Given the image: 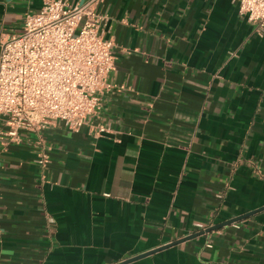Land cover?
<instances>
[{
  "label": "crops",
  "instance_id": "0c3cea01",
  "mask_svg": "<svg viewBox=\"0 0 264 264\" xmlns=\"http://www.w3.org/2000/svg\"><path fill=\"white\" fill-rule=\"evenodd\" d=\"M44 4L0 0V54ZM99 10L115 68L98 114L0 140V264H264V32L235 0Z\"/></svg>",
  "mask_w": 264,
  "mask_h": 264
},
{
  "label": "built area",
  "instance_id": "2783aa9c",
  "mask_svg": "<svg viewBox=\"0 0 264 264\" xmlns=\"http://www.w3.org/2000/svg\"><path fill=\"white\" fill-rule=\"evenodd\" d=\"M103 1L72 5L67 0H45L42 9L27 14L22 32L2 41L3 144L19 142L21 131L40 136L57 120L69 130L80 131L98 114L115 68V43L105 37L109 16L99 10ZM235 1L240 14L264 32V0ZM106 130L98 126L99 133ZM39 162L46 166L45 152Z\"/></svg>",
  "mask_w": 264,
  "mask_h": 264
},
{
  "label": "water",
  "instance_id": "95a60500",
  "mask_svg": "<svg viewBox=\"0 0 264 264\" xmlns=\"http://www.w3.org/2000/svg\"><path fill=\"white\" fill-rule=\"evenodd\" d=\"M261 209H264V208H261ZM261 209H260V210H261ZM257 211H258V210H257ZM255 212H256V211H253V212H250V213L244 214V215H242V216H239V217H237V218L229 219V220H227V221H225V222H222V223H220V224L213 225V226H211V227H209V228H207V229H205V230H203V231H200L199 233L192 234V235L188 236L187 238H184V239H182V240H179V241H177V242H174V244L180 243V242H182V241H184V240H186V239H192V238H195V237H197V236H199V235H203V234H205V233H209V232H211V231H213V230H218V229H220V228H222V227H224V226H226V225H230V224L235 223V222H237V221H239V220H241V219H244V218H246V217H249V216H251L252 214H254ZM172 244H173V243H172ZM172 244H169V245H172ZM159 249H162V248H159ZM154 251H157V250H154ZM154 251L147 252L146 254H142V255H140V256H138V257H143V256H145V255H147V254L153 253Z\"/></svg>",
  "mask_w": 264,
  "mask_h": 264
}]
</instances>
